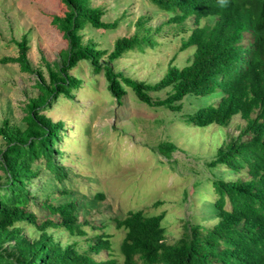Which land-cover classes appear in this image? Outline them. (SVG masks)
<instances>
[{
  "label": "rangeland",
  "instance_id": "obj_1",
  "mask_svg": "<svg viewBox=\"0 0 264 264\" xmlns=\"http://www.w3.org/2000/svg\"><path fill=\"white\" fill-rule=\"evenodd\" d=\"M91 4L103 7V20L116 26L98 29L88 24L82 30L85 44L112 51L117 39L135 33L136 22L143 15L152 17L150 25L154 28L160 27V31H154L159 44L146 46L144 51L131 50L114 62L104 57L100 60L101 71L90 60H81L69 69L66 66L69 43L54 23V17L64 15L66 10L63 0H0V127L9 119L11 125L26 129L31 101L52 87L51 70L63 67L71 76L82 80L69 98L49 97L50 108L44 111L53 121L65 123L64 139L57 144L61 154L55 159L67 170V179L55 180L45 157L41 156L31 161L28 171L27 166H21L27 176L20 183L31 197L28 209L39 217L50 216L42 202L51 190L56 191L53 199L56 204L77 201L76 215L88 235L75 236L54 228L48 229L46 235L64 247L78 242L77 248L82 250L94 243L95 234L106 232L114 248L111 256L124 264L120 245L126 231L116 226L115 219H123L131 211L143 210L149 215L164 213L169 243L183 235L187 220L206 227L216 223L212 180L215 175L236 178L238 174L226 166L212 167L209 163L221 146L241 132L246 121L237 114L225 127L187 123V115L217 102L218 93L189 94L177 102L183 103L181 110H172L164 105L147 104L127 87L119 102L109 88L104 70L107 64L115 72L155 84L171 65L189 64L195 46L181 49L188 34H173L176 24H168L171 14L150 0H91ZM24 36L30 45L29 70L23 69L19 62L4 60L19 56L18 41ZM171 92L172 88L168 87L150 91L149 95L156 102ZM168 143L176 148L162 152V145ZM6 147L0 135V149ZM10 172L0 156L2 192L5 185L13 182ZM64 189L69 190L68 194H62ZM99 193L105 196L97 198ZM20 226V237L27 242H37L44 234L34 224L25 222ZM2 245L9 258L21 257L16 238L5 240ZM108 256L109 252L103 250L98 257Z\"/></svg>",
  "mask_w": 264,
  "mask_h": 264
},
{
  "label": "trees",
  "instance_id": "obj_2",
  "mask_svg": "<svg viewBox=\"0 0 264 264\" xmlns=\"http://www.w3.org/2000/svg\"><path fill=\"white\" fill-rule=\"evenodd\" d=\"M159 9L171 14L168 24H176L173 34H188L181 49L195 46L192 61L184 67L171 65L165 76L155 84L136 80L104 68L112 94L121 102L131 88L147 104L164 105L181 110L187 95L209 96L218 93L217 102L200 107L187 115V123L205 127L211 124L228 126L240 114L246 121L241 132L219 148L209 163L212 167L226 166L238 174L236 178L214 176L212 186L216 194L213 206L217 217L212 227L187 220L183 235L169 243L164 213L149 215L143 210L131 211L123 219H115L118 228L125 229L120 245L124 264H264V0H150ZM64 15L54 17L69 43L67 67L81 60H90L96 70H102L104 57L114 62L131 50L156 47L159 42L150 25L152 17L141 16L132 36L116 40L112 51L85 44L82 30L88 24L98 29H110L115 23L103 20L105 9L94 7L91 0H63ZM206 20L202 25V21ZM212 21V22H211ZM19 56L4 59L19 62L29 70V39L18 41ZM52 87L44 95L31 101L26 117L27 127L11 125L9 119L0 127V135L7 147L0 149L12 184L0 191V264H119L111 256L114 250L106 232L95 234L94 243L79 250L78 242L64 247L46 235L48 229L67 231L71 235L86 236L88 231L79 223L76 200L56 204L55 190L42 205L50 216L39 217L28 209L31 197L22 186L31 161L45 157L46 166L55 180L67 179V170L55 159L61 154L57 144L64 139L65 123L53 121L44 111L49 110V97L69 98L82 80L71 76L63 67L51 70ZM171 87L163 100L152 101L150 91ZM55 99V100H56ZM56 148V149H55ZM176 146L162 145L169 153ZM57 150V152H56ZM20 159V161H19ZM245 173V176L242 175ZM19 185L21 187H19ZM69 190H62L68 194ZM97 198H103L102 193ZM42 218V219H40ZM31 223L44 231L39 241L31 243L20 237L21 223ZM89 224V221H86ZM95 228V226H93ZM17 239L21 257L9 258L2 251V243ZM103 250L108 258H99Z\"/></svg>",
  "mask_w": 264,
  "mask_h": 264
},
{
  "label": "clouds",
  "instance_id": "obj_3",
  "mask_svg": "<svg viewBox=\"0 0 264 264\" xmlns=\"http://www.w3.org/2000/svg\"><path fill=\"white\" fill-rule=\"evenodd\" d=\"M224 0H221V3L223 4Z\"/></svg>",
  "mask_w": 264,
  "mask_h": 264
}]
</instances>
